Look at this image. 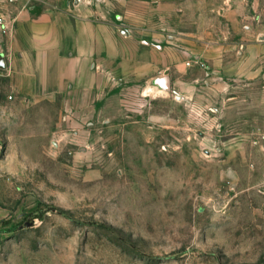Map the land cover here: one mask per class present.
<instances>
[{
  "label": "rangeland",
  "instance_id": "rangeland-1",
  "mask_svg": "<svg viewBox=\"0 0 264 264\" xmlns=\"http://www.w3.org/2000/svg\"><path fill=\"white\" fill-rule=\"evenodd\" d=\"M123 2L183 66L30 106L0 68V264H264V0Z\"/></svg>",
  "mask_w": 264,
  "mask_h": 264
},
{
  "label": "crops",
  "instance_id": "crops-1",
  "mask_svg": "<svg viewBox=\"0 0 264 264\" xmlns=\"http://www.w3.org/2000/svg\"><path fill=\"white\" fill-rule=\"evenodd\" d=\"M116 1L13 2L16 6L11 10L15 12L7 25L10 35L3 42L5 52L0 53L11 82V98L30 106L51 102L68 89L88 95L96 74L104 78L111 65L121 66L125 59L133 73L150 76L171 64L183 66L181 55L172 47L143 46V39L136 38L138 32L127 21L128 15L121 16L123 22L118 19V2H124ZM148 38L145 40L151 42ZM176 44L189 49L191 41L182 34L176 36ZM263 44L264 36L259 43L247 45L248 53Z\"/></svg>",
  "mask_w": 264,
  "mask_h": 264
},
{
  "label": "built area",
  "instance_id": "built-area-1",
  "mask_svg": "<svg viewBox=\"0 0 264 264\" xmlns=\"http://www.w3.org/2000/svg\"><path fill=\"white\" fill-rule=\"evenodd\" d=\"M10 2H17L20 0H9ZM0 25L2 27L3 32H5L8 28H7V24H5V19L3 17H0Z\"/></svg>",
  "mask_w": 264,
  "mask_h": 264
},
{
  "label": "water",
  "instance_id": "water-1",
  "mask_svg": "<svg viewBox=\"0 0 264 264\" xmlns=\"http://www.w3.org/2000/svg\"><path fill=\"white\" fill-rule=\"evenodd\" d=\"M5 67V62H4V58H3V56L2 55H0V68H4ZM163 85L164 86H167L168 84H167V82L166 81H163Z\"/></svg>",
  "mask_w": 264,
  "mask_h": 264
}]
</instances>
